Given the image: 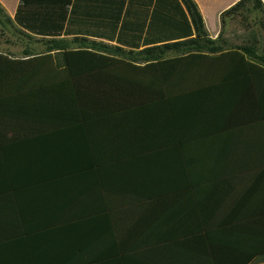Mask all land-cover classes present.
I'll return each mask as SVG.
<instances>
[{"label": "crops", "instance_id": "obj_1", "mask_svg": "<svg viewBox=\"0 0 264 264\" xmlns=\"http://www.w3.org/2000/svg\"><path fill=\"white\" fill-rule=\"evenodd\" d=\"M193 1L216 38L238 0ZM126 2L0 0V78L12 59L41 53L43 38L108 27ZM193 61L162 98L99 130L27 135L37 121L13 120L10 88L0 85V264L264 260V55ZM237 224L245 248L218 247Z\"/></svg>", "mask_w": 264, "mask_h": 264}, {"label": "trees", "instance_id": "obj_2", "mask_svg": "<svg viewBox=\"0 0 264 264\" xmlns=\"http://www.w3.org/2000/svg\"><path fill=\"white\" fill-rule=\"evenodd\" d=\"M134 7L139 8L138 14L131 13ZM19 10L20 6L17 18ZM243 10L254 13V23L264 26L261 0H238L221 13L222 26ZM103 27L92 32L75 30L71 38H43L41 53L11 60L0 85L5 82L10 88L13 120L21 113L29 123L37 121V127L28 128L27 135H34L35 130L46 134L52 130L102 129V121L115 120L135 108L141 110L162 98L164 88L178 86L175 83L184 81L179 73L190 70L194 58L238 56L244 60V55H264L258 52L259 46L223 47L222 29L211 38L193 0H127L124 14ZM60 31L50 35H60ZM232 231L229 243L223 238L218 247L243 250V225L234 226L229 235ZM254 257L253 252L220 253L213 255L211 263L248 264Z\"/></svg>", "mask_w": 264, "mask_h": 264}, {"label": "rangeland", "instance_id": "obj_3", "mask_svg": "<svg viewBox=\"0 0 264 264\" xmlns=\"http://www.w3.org/2000/svg\"><path fill=\"white\" fill-rule=\"evenodd\" d=\"M250 4L251 3H248L247 7H249ZM241 15H243V16H241ZM241 15L239 14V15L229 19L226 22L225 26L223 27L222 33H223V38L225 40V44H223V47H225V48L230 47V44L228 41V36L231 33L233 35L235 34V37L237 38L235 40V42L232 44L236 43V45H244L245 38H247L248 42H249L248 46H254L255 48H257L258 46L261 47V43H264V41L262 39L264 31L263 32H261L260 30L256 31L257 27L255 28V26H251L253 29H250V30H247V28H245V26H247L246 23H250L251 21H253L252 17L254 15V13H250V12L248 13L247 10H243V12H241ZM244 31H246V33ZM235 37H233V38H235ZM259 47H258V50H259ZM44 48H45V45L43 44V50H44ZM260 51L261 50H259L258 52H260ZM253 264H264V260L263 259L257 260Z\"/></svg>", "mask_w": 264, "mask_h": 264}]
</instances>
